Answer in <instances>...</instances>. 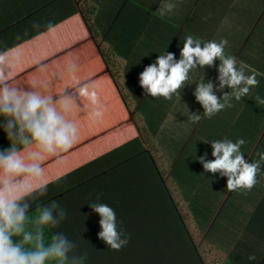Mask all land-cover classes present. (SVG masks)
I'll return each mask as SVG.
<instances>
[{
  "label": "crops",
  "instance_id": "1",
  "mask_svg": "<svg viewBox=\"0 0 264 264\" xmlns=\"http://www.w3.org/2000/svg\"><path fill=\"white\" fill-rule=\"evenodd\" d=\"M164 2L0 0V50L19 46L23 56L17 82L27 85L36 79L42 87L51 82L58 93L63 81L54 76L72 58L79 65L80 79L96 86L103 109L102 118L96 120L83 103L73 113L79 138L68 153L46 160L47 179L63 177L142 136L192 238L227 254V261L220 264H262L264 165L251 191L229 192L227 178L205 173L197 158L207 153V160L214 159L211 144H202L206 128L212 129L207 135L210 142L215 131L216 140L244 139L241 151L249 161L264 154V105L255 99L264 98V0H173L176 8L162 16L159 8ZM49 23L54 25L52 31ZM189 35L202 44L226 39L225 55L234 57L238 67L246 64V74L259 73L258 86L248 96L240 101L232 98L231 107L210 119L193 93L203 79L218 86L219 60L215 67L190 72L180 96L171 100L147 96L139 86V74L159 55L172 52L180 58ZM192 113L202 119L193 123ZM200 131L202 138L192 144ZM161 138L167 146L191 147L194 175H177L169 158H175L178 149L167 156ZM7 146L0 138V148ZM122 175L131 189L128 193L139 189L144 198V170L131 168ZM253 254L256 259L250 261Z\"/></svg>",
  "mask_w": 264,
  "mask_h": 264
},
{
  "label": "clouds",
  "instance_id": "2",
  "mask_svg": "<svg viewBox=\"0 0 264 264\" xmlns=\"http://www.w3.org/2000/svg\"><path fill=\"white\" fill-rule=\"evenodd\" d=\"M175 8L173 0H166L159 13L163 16ZM33 27L39 28V24ZM53 28L49 23L48 30ZM226 46V39L202 44L189 35L180 58L177 60L172 52L159 55L139 74V86L147 96L171 100L173 95L180 96L190 72L215 67L219 60L218 86L203 79L193 93L204 117L210 119L231 107L232 98L240 101L248 96L259 83V73L246 74V64L241 62L238 67L234 57L225 55ZM22 65L19 46L0 50V129L9 142L0 148V264H87V251H81L77 241L60 230L68 212L59 201L49 198L45 162L68 153L76 144L80 129L72 117L82 103L90 109L93 120L102 118L97 88L80 79L79 65L72 58L54 76L63 81L58 93L53 92L51 82L43 87L36 79L27 85L18 83ZM225 88L231 91L224 93ZM217 91L222 96H217ZM255 99L264 105V98ZM190 119L197 123L202 117L192 113ZM245 143L242 138L235 142L215 140L210 142L214 159L207 160V153L197 158L205 173L227 178L229 192L251 191L264 165V154L256 161L245 158L241 151ZM88 204L100 217L98 238L111 250L125 247L130 237L118 228L115 210L99 202V196ZM248 259L256 257L253 254Z\"/></svg>",
  "mask_w": 264,
  "mask_h": 264
},
{
  "label": "trees",
  "instance_id": "3",
  "mask_svg": "<svg viewBox=\"0 0 264 264\" xmlns=\"http://www.w3.org/2000/svg\"><path fill=\"white\" fill-rule=\"evenodd\" d=\"M0 138L2 146L9 144L1 130ZM136 167L145 172L144 198L139 189L128 193L131 189L122 175L123 170ZM97 196L115 210L118 228L130 237L119 251L98 238L100 217L88 204ZM49 198L67 210L60 230L76 240L81 251H87V264H207L142 136L50 180Z\"/></svg>",
  "mask_w": 264,
  "mask_h": 264
},
{
  "label": "rangeland",
  "instance_id": "4",
  "mask_svg": "<svg viewBox=\"0 0 264 264\" xmlns=\"http://www.w3.org/2000/svg\"><path fill=\"white\" fill-rule=\"evenodd\" d=\"M203 130L205 131V137H203L202 144L205 145V144H207L205 142L210 143V140L207 138V135L212 131V129L206 128ZM216 134H217V132L215 131L213 133V135L210 136L212 141L216 140L215 139ZM198 136H200V138L194 137L191 139L192 144H194L195 140L197 141V140L202 138L201 137V131L198 134ZM160 146L163 149V151H165L167 156H171L173 154V152L175 151V149H178L177 150V156L175 158H169V159H172V162L176 164L175 168H176L177 175H178V173H180V175H182V176L194 175V174H192V169H194V164H192V157H191V153H190L191 147L189 145L187 146V145L183 144L182 146H178V147L167 146L165 144L164 139L161 138ZM195 241L199 245L198 249H199L200 253L202 254L203 259L208 264H220V263H225L227 261V254L220 255L218 250H216V248H214V246L212 247L211 244H209V243L205 244L201 240H198V239L197 240L195 239ZM260 247L262 248V250L264 252V243H260Z\"/></svg>",
  "mask_w": 264,
  "mask_h": 264
}]
</instances>
